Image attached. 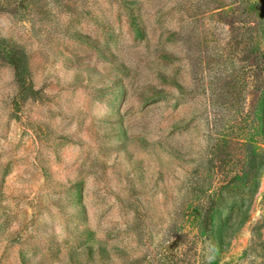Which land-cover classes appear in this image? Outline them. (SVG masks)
I'll return each instance as SVG.
<instances>
[{
  "label": "rangeland",
  "instance_id": "1",
  "mask_svg": "<svg viewBox=\"0 0 264 264\" xmlns=\"http://www.w3.org/2000/svg\"><path fill=\"white\" fill-rule=\"evenodd\" d=\"M0 45V264H264V0H0Z\"/></svg>",
  "mask_w": 264,
  "mask_h": 264
},
{
  "label": "trees",
  "instance_id": "2",
  "mask_svg": "<svg viewBox=\"0 0 264 264\" xmlns=\"http://www.w3.org/2000/svg\"><path fill=\"white\" fill-rule=\"evenodd\" d=\"M0 54L2 58L7 63L11 64L15 70H18L20 67V58L18 56V51L7 49L5 46L0 45ZM263 58H253L252 68H253V78L254 80L264 81V64L262 62ZM261 81V82H262ZM244 76L241 68L231 67L223 76L216 75L214 86L217 90V94L213 97L215 103L219 104L224 103L227 107L233 104V101L239 100L241 90L244 88ZM261 85V84H260ZM256 91L259 95V100L257 104V111L255 112L256 117V130L257 136L264 137V86L256 87ZM220 101V102H219ZM220 103V104H221ZM239 103V102H238ZM251 141V140H250ZM244 145L248 148H251L248 144V140H245ZM255 157L256 154L247 150L246 154V163L244 164L240 175L235 176L229 179L224 188H228L230 185L235 184L236 181L242 184L243 186L247 185L253 177L255 169ZM215 211V206L213 202H210L207 207L203 210L198 211L199 223L206 232L210 231L211 219Z\"/></svg>",
  "mask_w": 264,
  "mask_h": 264
}]
</instances>
